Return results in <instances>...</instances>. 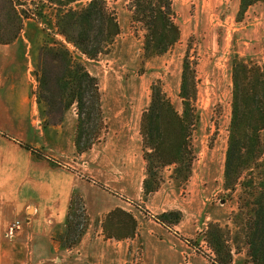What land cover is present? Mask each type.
<instances>
[{
  "label": "rangeland",
  "instance_id": "obj_1",
  "mask_svg": "<svg viewBox=\"0 0 264 264\" xmlns=\"http://www.w3.org/2000/svg\"><path fill=\"white\" fill-rule=\"evenodd\" d=\"M88 1L90 0H70L61 5L57 2L51 3L50 0H0V43H11L15 35L21 34L27 39L28 56L35 80L33 92L41 106L45 128H64V134H71L73 154H82L76 151L74 145L75 105L72 104L64 110L61 104L51 105L45 100V95H48L45 93V46L59 44L66 47L74 59L82 61L90 74L97 78L104 127L93 144L99 145L116 139L125 141L130 137L131 149L134 147L132 136L138 133L139 149L137 147L134 151L139 150V157L141 155L139 160L141 166L143 164L144 178L139 123L141 112L150 99V85L160 80L172 105L180 111L178 92L182 64L187 55L195 68L197 83L195 103L199 120L193 135L196 159L189 179L182 186L170 177L172 166L162 169L163 182L158 189V198L167 200L166 205L170 207L168 210H179L182 214L177 224L169 228L162 225L168 232L163 238L141 236L136 219L137 216H143L142 221L147 222L146 229H150L153 224L150 219L159 223L155 216L162 212L152 211L151 204L148 203V199L156 191L147 196L142 194L140 200L123 198L125 208H120L129 213L136 224L131 236H127L131 230L128 215L121 211L108 215L114 208L100 220L89 221L83 199L78 196L79 200L75 197L77 199L73 205L71 219L74 222L81 220L78 215L81 216L82 204L86 221L83 235L86 231L90 237L101 235L99 245L94 248L95 251L89 245L80 248L82 235L76 245L64 247L67 242L64 239V226L62 230L56 231L52 238L59 249L57 256L62 258L63 255H71L76 258L77 264H212L209 259L212 251L204 238V229L209 223H217L229 232L233 264H245L247 245L236 222L240 187L230 192L225 189L223 178L231 117V62L237 58L263 66L264 28L256 33L249 29L247 34L253 39H246L247 30L240 26L247 22V9L243 15L238 14V0H173L172 8L180 32L179 39L163 54L145 58L142 54L143 29L131 18L129 0H105L109 9L116 15L119 33L106 53L89 59L72 43L66 42L55 26L59 8L79 9ZM261 2L264 0L255 4ZM245 41L248 43H244ZM47 65L51 76H55L58 71L57 63L49 65L47 62ZM262 139L264 141V130ZM102 149L104 154L109 150ZM126 151L127 148H120L119 145L110 153L120 157L122 154L125 158ZM132 152L129 154L133 173L131 176L133 185H136L141 170L138 161L131 160ZM86 159L88 160V157ZM121 163L122 158L115 161L114 167L121 168ZM81 174L99 189L112 195L117 194L101 180L85 175L87 173ZM136 214L138 215L135 217ZM14 221L16 220L11 224ZM182 222L183 226L179 227ZM106 234H111L112 237ZM5 236L11 237L6 234ZM53 264L61 262L56 261Z\"/></svg>",
  "mask_w": 264,
  "mask_h": 264
},
{
  "label": "trees",
  "instance_id": "obj_2",
  "mask_svg": "<svg viewBox=\"0 0 264 264\" xmlns=\"http://www.w3.org/2000/svg\"><path fill=\"white\" fill-rule=\"evenodd\" d=\"M50 1L61 4L70 0ZM172 1L129 0L131 18L143 29L142 54L145 58L163 54L179 39ZM238 1V14L243 15L249 6L261 0ZM55 26L66 42L72 43L89 59L106 53L119 33L116 15L105 0H90L79 9L59 8ZM47 62L49 65L57 63L55 76H51ZM231 79L224 187L230 192L240 187L236 222L247 245L245 264H264V64L260 67L235 58L231 62ZM45 93L48 94L45 100L51 105L61 104L64 110L75 105V149L79 153L87 151L104 127L98 81L82 61L74 59L69 50L59 44L45 46ZM178 96L180 111L172 105L160 80L150 85V99L141 112L139 123L145 171L142 180L144 196L160 188L162 169L166 166H172L170 177L184 185L196 159L193 135L199 120L195 103L197 83L195 68L187 55L182 64ZM76 199L79 197H71L65 221L64 239L67 242L64 247L67 248L80 241L86 228L82 204L81 216L78 215L81 220L74 222L71 219ZM115 211L124 212L115 208L108 215ZM124 214L131 221V230L127 234L131 236L135 231V220L129 213ZM181 215L179 210H168L156 215L155 219L169 228L180 221ZM228 233L217 223H209L204 229V238L212 251L209 258L212 264H233Z\"/></svg>",
  "mask_w": 264,
  "mask_h": 264
},
{
  "label": "crops",
  "instance_id": "obj_3",
  "mask_svg": "<svg viewBox=\"0 0 264 264\" xmlns=\"http://www.w3.org/2000/svg\"><path fill=\"white\" fill-rule=\"evenodd\" d=\"M245 15L247 22L240 28L247 30L245 37L251 41L253 38L247 34L249 29L256 33L264 28V2L249 6ZM29 60L27 39L22 34L11 43H0V264H53L56 261L77 264L71 255L57 256L59 249L53 243V234L64 228L70 200L75 194L83 199L92 222L114 208H125L124 197L142 199L143 164H140L139 150L134 151L139 136L137 132L133 134L131 149L128 137L125 141L99 143L104 146L93 144L88 152L75 156L71 134H64V128H45L42 123ZM119 145L127 148L125 158L122 154L120 157L110 153ZM102 148L109 149L106 156ZM131 152V160H137L141 170L136 185L131 176ZM121 158L122 167H114L115 161ZM82 172L101 180L117 194L99 189L84 179ZM159 193L160 190L156 191L148 199L154 212L170 209L166 199L158 198ZM136 219L138 231L145 238H163L167 232L153 219H150L153 222L150 229L145 228L147 222L142 221L143 216ZM13 220L20 221V228L15 235L6 237L5 232ZM178 226L182 227L183 222ZM99 236L90 237L86 231L79 247L89 245L94 250L99 245Z\"/></svg>",
  "mask_w": 264,
  "mask_h": 264
},
{
  "label": "built area",
  "instance_id": "obj_4",
  "mask_svg": "<svg viewBox=\"0 0 264 264\" xmlns=\"http://www.w3.org/2000/svg\"><path fill=\"white\" fill-rule=\"evenodd\" d=\"M20 222L19 220L14 221L8 228V231L5 233L7 236H12L14 231L19 229Z\"/></svg>",
  "mask_w": 264,
  "mask_h": 264
}]
</instances>
